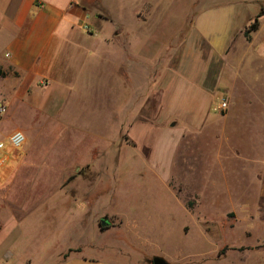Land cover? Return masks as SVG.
I'll return each mask as SVG.
<instances>
[{"label":"crops","instance_id":"obj_1","mask_svg":"<svg viewBox=\"0 0 264 264\" xmlns=\"http://www.w3.org/2000/svg\"><path fill=\"white\" fill-rule=\"evenodd\" d=\"M162 12L165 10L160 1L154 0H0V72L4 75L0 77V108L6 111L0 116V143L5 144L0 153L5 165L0 172L6 165L11 167L10 178L6 182L0 178V210L9 208L7 214L0 211V233L8 219L22 222L35 215H55L45 202L51 193H45L46 183L54 176L59 177V190L68 191L71 187L79 190V184L100 181L101 177L94 182L90 177L83 179V170L86 174L106 173L107 159L95 155L75 163L64 173H56L51 170L53 151L28 148V134L21 128L5 132L2 128L11 118L32 119L35 115L47 120L43 126L63 127L66 121L63 112L59 104L51 105V99L58 93L61 98L62 92L75 96V90L90 87L94 67L105 77L117 72L118 94L130 95L122 98L127 102L122 126H125L127 141L133 144L131 149L137 147L133 132L146 121L155 126L152 135L158 132L169 141L188 132L200 133L209 119L216 117L218 105L224 102L219 95L222 87L227 91V120H238L242 116L239 111L243 110V117L251 127L259 125L264 142V0L223 3L202 0L191 33L177 48V53L165 54L161 50L153 52V56L148 50L141 53V41L149 33L142 32L145 21L140 14ZM257 17V31L247 40L244 33ZM156 57H184L185 60L174 66L171 61L158 59L156 65ZM178 65L197 71L186 75L193 83L182 81L173 89L179 78L168 71ZM14 131H20L26 138L19 151L11 149L7 142ZM57 136L59 133L52 132V140ZM71 142L65 141L64 148ZM174 150L175 147L165 150L156 163L170 167L175 160ZM262 166L257 175L260 193L254 207L245 200L240 211L224 214L225 218L233 215V221L242 222L247 232L259 234L255 244L236 247L223 242L217 248L216 258L196 259V264H264V162ZM70 196L75 202L76 193ZM200 204L198 200L196 207ZM76 212L79 213L78 208L69 207L63 214L75 216ZM85 213L83 217L89 223V230L93 224L106 220L102 210ZM249 225H255L254 230L246 228ZM248 234L245 236L252 237ZM8 244L2 245L0 253ZM221 250L225 252L219 257ZM100 252L103 251L91 245L66 244L59 250L62 258L57 264H124L102 259L97 256Z\"/></svg>","mask_w":264,"mask_h":264},{"label":"rangeland","instance_id":"obj_2","mask_svg":"<svg viewBox=\"0 0 264 264\" xmlns=\"http://www.w3.org/2000/svg\"><path fill=\"white\" fill-rule=\"evenodd\" d=\"M157 1L164 13L140 14L145 21L142 32L149 33L141 41V53L148 50L153 56V52L161 50L174 55L191 33L202 0H154ZM158 59L171 61L174 66L185 60L156 57V65ZM182 65L168 71L179 78L173 89L182 81L193 83L186 75L197 69L188 71ZM92 70L90 87L75 90V96L62 92L61 98L58 93L51 99V105L59 104L63 112L66 120L63 127L43 126L47 120L42 115L32 119L11 118L2 127L4 132L10 128L26 131L28 148L53 151L51 170L56 173H64L75 163L84 158L90 160L94 155L107 159L108 168L104 175L86 174L83 170L82 178L90 177L92 182L101 179L91 185L79 184V190L71 187L61 191L57 186L59 177L48 179L52 180L46 183L45 193H51L45 202L55 215H35L22 222L15 218L6 220L0 233V249L3 244H9L0 253V264H57L62 258L59 250L66 244L91 245L103 251L97 253L98 257L124 264H152L154 258H161L167 264H196V259L216 258L217 248L223 242L236 247L253 246L259 234L247 232L242 222L233 221V215L225 218L224 214L240 211L245 200L251 208L258 201L257 175L264 162L259 125L251 127L243 117V110L239 111L242 116L238 120H227V91L222 87L219 95L226 109L223 112L217 109L216 117L209 119L200 133L188 132L169 141L158 132L152 135L155 126L146 121L133 132L137 147L131 149L133 144L127 141L122 126L127 106L122 98L130 95L118 94L117 72L105 77L95 67ZM154 112L159 113L156 109ZM52 132L59 136L52 140ZM70 140V145L64 148V142ZM171 147H175V160L164 168L156 161ZM10 174L11 167L6 165L0 172L1 181L6 182ZM73 192L77 195L75 202L70 196ZM198 200L201 204L196 207ZM69 207L78 208L79 213L66 217L63 211ZM4 210L2 207L0 211L7 214L9 208ZM97 210L106 214L109 226L102 228L97 222L89 230L83 216ZM246 228L254 230L255 225ZM245 233L252 237H246Z\"/></svg>","mask_w":264,"mask_h":264},{"label":"built area","instance_id":"obj_3","mask_svg":"<svg viewBox=\"0 0 264 264\" xmlns=\"http://www.w3.org/2000/svg\"><path fill=\"white\" fill-rule=\"evenodd\" d=\"M40 8H41V5H40ZM225 109H226L225 102H221L218 105V111L223 112V111H225ZM5 113H6L5 109L0 108V116L5 115ZM7 142L9 144V146L11 147V149H13L14 151H19L25 145L26 138L21 132H14L13 134L10 135ZM4 149H5V144L0 143V153L3 152ZM4 165H5V161L0 156V170L3 168Z\"/></svg>","mask_w":264,"mask_h":264},{"label":"trees","instance_id":"obj_4","mask_svg":"<svg viewBox=\"0 0 264 264\" xmlns=\"http://www.w3.org/2000/svg\"><path fill=\"white\" fill-rule=\"evenodd\" d=\"M258 18H259V17H257V18L255 19V22H254L253 24H251V25L249 26V28L246 30V32L244 33V37H245L247 40H249V36H250L251 33L257 31V28H258L257 19H258ZM3 76H4V75L0 72V77H3ZM224 252H225V251H222V252L219 254V257L222 256V255L224 254Z\"/></svg>","mask_w":264,"mask_h":264},{"label":"water","instance_id":"obj_5","mask_svg":"<svg viewBox=\"0 0 264 264\" xmlns=\"http://www.w3.org/2000/svg\"><path fill=\"white\" fill-rule=\"evenodd\" d=\"M109 224L106 220H102L101 223H100V227L102 228H105V227H108ZM152 264H167L163 259L161 258H154L152 260Z\"/></svg>","mask_w":264,"mask_h":264}]
</instances>
